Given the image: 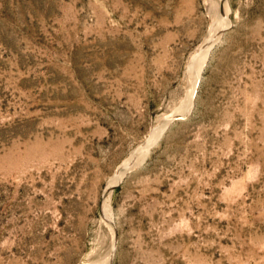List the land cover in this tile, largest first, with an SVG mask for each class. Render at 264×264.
<instances>
[{
	"label": "rangeland",
	"instance_id": "obj_1",
	"mask_svg": "<svg viewBox=\"0 0 264 264\" xmlns=\"http://www.w3.org/2000/svg\"><path fill=\"white\" fill-rule=\"evenodd\" d=\"M0 264H264V0H0Z\"/></svg>",
	"mask_w": 264,
	"mask_h": 264
},
{
	"label": "bare ground",
	"instance_id": "obj_2",
	"mask_svg": "<svg viewBox=\"0 0 264 264\" xmlns=\"http://www.w3.org/2000/svg\"><path fill=\"white\" fill-rule=\"evenodd\" d=\"M206 53H207V52H206ZM129 160H130V159H129ZM129 160H128V161H129ZM132 160H133V159H132ZM132 160H131V161H129V162L131 163V162H132ZM126 162H127V161H125V163L123 164V166H122V167H124V168H125L127 165H129V164H130L129 162H128V163H126Z\"/></svg>",
	"mask_w": 264,
	"mask_h": 264
},
{
	"label": "water",
	"instance_id": "obj_3",
	"mask_svg": "<svg viewBox=\"0 0 264 264\" xmlns=\"http://www.w3.org/2000/svg\"><path fill=\"white\" fill-rule=\"evenodd\" d=\"M181 115H176V117H180Z\"/></svg>",
	"mask_w": 264,
	"mask_h": 264
}]
</instances>
